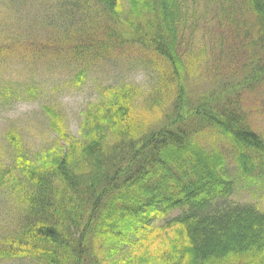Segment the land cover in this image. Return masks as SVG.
I'll return each mask as SVG.
<instances>
[{
  "label": "trees",
  "instance_id": "obj_1",
  "mask_svg": "<svg viewBox=\"0 0 264 264\" xmlns=\"http://www.w3.org/2000/svg\"><path fill=\"white\" fill-rule=\"evenodd\" d=\"M93 1L105 20L115 19L118 43L115 33L93 27L96 17L88 31H76L85 56L103 59L125 43L155 55L152 99L165 112L164 121L157 129H140L133 107L141 91L125 83L99 91L101 103L85 118L78 138L50 107L45 110L56 135L52 146L30 153L21 135L8 131L12 166L0 163V189L18 210L12 228L0 237V261L264 264V211L232 199L239 178L230 170L235 160L242 176L264 178V137L249 126L239 89L244 84L250 89L261 77L251 74L256 66L264 72V0H243L247 10L240 13L254 17L248 26L229 18L240 29L242 50L249 52L244 80L230 90L232 81L225 79L198 96L188 90L182 63L196 8L190 10L187 0H133L136 16L125 25L119 0ZM86 68L75 76L77 85ZM208 131L227 138L234 151L220 143L199 146L198 136Z\"/></svg>",
  "mask_w": 264,
  "mask_h": 264
},
{
  "label": "rangeland",
  "instance_id": "obj_2",
  "mask_svg": "<svg viewBox=\"0 0 264 264\" xmlns=\"http://www.w3.org/2000/svg\"><path fill=\"white\" fill-rule=\"evenodd\" d=\"M89 1L0 0V163L3 165L12 166L11 147L6 139L8 131H17L30 153L52 146L56 135L45 110L50 107L68 132L78 138L85 118L93 115L101 103L99 91L110 85H136L141 95L134 102L133 114L141 124L140 129L150 131L161 127L165 112L156 107L152 99L157 95L154 91L157 57L128 43L111 49L104 60L85 56L84 43L76 31H88L96 17L98 22L93 27L115 33L112 40L118 43L115 19L105 20V12L97 8L93 0L88 5ZM131 1L119 0L120 19L125 25L136 16ZM186 2L190 10L197 9L192 43L182 55L188 90L193 96L205 94L219 87L225 79L232 81L229 89H234L247 74L244 64L249 52L242 50L240 29L237 24L229 23V18L236 16L237 21L248 26L247 22L252 23L254 19L252 13H240L247 10L243 0ZM186 35L189 36L188 31ZM86 65L84 82L77 85L75 76ZM251 74L261 77H255L257 81L249 78L254 81L250 89L245 84L239 88L240 107L247 115L249 126L264 137V72L256 66ZM30 88H33L32 94L27 92ZM164 105L170 109L169 103ZM197 142L199 146L210 147L220 143L221 149L233 150L228 139L215 131L199 135ZM231 163L230 170L239 178L232 199L264 211V178L248 179L239 173L237 161ZM12 203L8 191L0 189V237L14 224V208H18ZM174 216L168 215L158 222L161 224ZM0 264L24 263L0 261Z\"/></svg>",
  "mask_w": 264,
  "mask_h": 264
}]
</instances>
